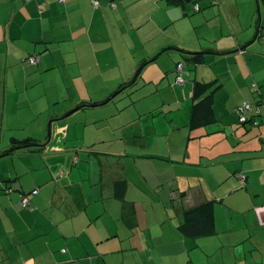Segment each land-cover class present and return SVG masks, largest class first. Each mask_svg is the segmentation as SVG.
<instances>
[{
    "label": "crops",
    "instance_id": "0c3cea01",
    "mask_svg": "<svg viewBox=\"0 0 264 264\" xmlns=\"http://www.w3.org/2000/svg\"><path fill=\"white\" fill-rule=\"evenodd\" d=\"M94 1L0 0V154L17 141L45 144L0 158V264H264V0H194L200 12L168 0ZM137 38L142 58L131 67L158 61L160 87L175 94L159 103L173 121L165 132L132 133L136 116L113 100L90 106L124 77L102 98L78 92L79 77L88 89L99 79L104 51L130 64ZM192 53L203 62L189 63ZM35 54L36 65L24 62ZM196 83L210 86L195 97ZM209 94L212 117L190 127L193 104ZM244 101L263 102L260 126L239 124ZM69 112L66 134L53 124L46 143L49 121ZM202 203L214 234L192 239L180 226Z\"/></svg>",
    "mask_w": 264,
    "mask_h": 264
},
{
    "label": "rangeland",
    "instance_id": "374dc122",
    "mask_svg": "<svg viewBox=\"0 0 264 264\" xmlns=\"http://www.w3.org/2000/svg\"><path fill=\"white\" fill-rule=\"evenodd\" d=\"M99 2L100 1H98V3ZM111 5H113L112 7H115L114 4ZM259 8H260V3H259ZM260 17H261V12H260ZM99 31L105 34L104 36L103 35L101 36V41H100L101 49H103V47L105 48L109 45L108 34L105 33L106 27L103 25H100ZM102 38H104V40H102ZM139 44L141 47L139 46ZM129 45L131 47V52H129L130 60H128L130 61L129 62L130 64L125 63L126 60L125 57L113 58L111 52H108V50L104 51V53H101L100 55L101 74L99 76V79L95 80L88 89L87 82H85V80H81V78L79 77L78 92L81 94L83 98H87V99L102 98L103 96L111 92L112 90L111 88L118 86V83L121 82L122 78L124 77L125 82L128 83H122V84H125L124 86H126V88L125 90H123V92H121L119 95L115 97L113 102L110 103L111 109L116 110V107H119L122 104L121 105L123 110L122 113H124L125 117L131 116V118L134 119L135 118L134 116H136L137 120L133 121L132 133L140 131L141 126L144 127V130L154 127L153 130L156 129L157 133L165 132L166 127L170 129V125L173 121L171 120L172 117L167 118L168 116L167 113L169 109H161L162 106H159V103H161L164 100L167 101V104H169V102L172 101L174 102L175 94L172 92L171 88L166 89L160 87L163 82L167 81L166 80L167 77H165L164 80L160 82L162 76L160 75L161 68L158 64V61H155L149 65L146 64L145 66H142L141 63L138 67L136 66L131 67V62H134V54L138 53L136 60L142 58L140 57L141 55H139V53H141L139 51H141L143 47H142V43L139 42V38H137L136 43L130 41ZM138 49L140 50L136 51ZM118 62H120V64H117ZM118 65H121L122 68L119 69ZM75 66H73L74 69ZM150 66L153 67L149 68ZM140 68H141L140 75L137 77L135 83L132 84V81L136 76L138 69ZM57 71H58L57 77L62 75L63 78L65 77L69 79L68 83L72 81L70 79L71 78L70 72H67L65 74L59 73V68L57 69ZM85 76H86V72H85ZM116 92L117 91H114L111 94H115ZM80 113L82 112L80 111L74 112L71 117H74L75 115L77 117L78 115H80ZM69 118L60 120L57 123H52V125L58 123L59 125H64V129L62 130V132L65 135L66 132L68 131L67 123L69 121ZM75 122L76 120L73 118L72 119L73 125L71 132H74L76 129ZM88 123H89L88 125L93 128H95L96 124H98V123H94L93 119H89ZM105 124H107L108 127H110L109 122H106ZM99 125H101V123H99ZM99 125L97 127H99ZM51 138H52V128H51ZM158 139L160 141H164V137H160Z\"/></svg>",
    "mask_w": 264,
    "mask_h": 264
},
{
    "label": "trees",
    "instance_id": "16d2710c",
    "mask_svg": "<svg viewBox=\"0 0 264 264\" xmlns=\"http://www.w3.org/2000/svg\"><path fill=\"white\" fill-rule=\"evenodd\" d=\"M170 4L172 5H184L186 3H195V7L194 10L195 12H200L201 11V6L199 5V3L197 1L194 0H168ZM218 3L217 0H214V4ZM36 56L38 58V55H31L29 56L24 62H26L28 65H36L30 63V58ZM189 56L191 57H187V60L189 61V63H193V64H199L201 62H203V53H192L189 54ZM148 62L143 63L142 66H145ZM178 64H182L183 65V69L185 68V62H180ZM178 66V65H177ZM140 69H138L136 76L134 77L132 84L135 83L137 77L140 75ZM178 72V71H177ZM209 84H202V83H196L195 87H194V93H195V97L197 96H201L205 90H207V88H209ZM254 88L256 87V85H252ZM126 86H121L118 90H116L117 92L115 94H111L109 95L108 98H106L104 101L100 102V103H93L90 106H98V105H103L106 104L112 100L115 99V97L117 95H119L121 92H123V90H125ZM213 95L209 94L205 97H203L202 99L198 100L197 102H195L192 106L191 109V122H190V127H197L198 125L205 123L207 121L210 120V118L213 115ZM248 102V101H244L243 103ZM264 102V101H263ZM262 103H259L256 107H254L251 103H249L251 105V110L249 112H247L246 116H247V123L243 124L240 123L241 125H246V124H250L252 127H258L261 125V122H259L256 118L261 116V111L260 108L258 107L259 105L261 106ZM243 103L241 105H243ZM241 105H239L238 107H240ZM89 105H80L78 107H76L75 109H83L85 107H88ZM235 109V114L238 117V121H239V116L236 112L237 108ZM73 111V110H72ZM71 111V112H72ZM71 112H69L68 114H70ZM250 113H253V115H250V117L248 116ZM67 114L64 116L66 118ZM257 122L258 125L254 126L253 123ZM36 144L34 142H30V141H26V142H15L12 146V149L18 150V149H28L31 152H37L40 151L42 148L41 146H35ZM243 184H245V179L244 182H242ZM116 186V195L118 197H123L125 191H126V186L127 183L125 181H120L117 182L115 184ZM35 191V190H34ZM33 194V192H32ZM23 206V205H22ZM209 207L208 204L206 203H202L200 205L194 206L193 208H190L188 210L185 211V222L180 226V230L181 232L192 239H197L203 236H209L214 234V228L210 222L209 216L206 215V209ZM206 211V212H205Z\"/></svg>",
    "mask_w": 264,
    "mask_h": 264
},
{
    "label": "built area",
    "instance_id": "2783aa9c",
    "mask_svg": "<svg viewBox=\"0 0 264 264\" xmlns=\"http://www.w3.org/2000/svg\"><path fill=\"white\" fill-rule=\"evenodd\" d=\"M93 5L95 7H98V5H99L98 1H94ZM29 61H30V63L35 64V63L38 62V58L36 56H33V57L30 58ZM177 71H178V75H177L176 83L178 85H183L184 78H183V65L182 64H178ZM250 110H251V105L248 102L243 103V105H241L240 107L237 108L236 112H237V114L239 116V122L240 123H243V124L247 123L246 114ZM253 125L257 126L258 123L254 122ZM239 177L242 179V182H244L243 176L239 175ZM37 193H38V190L33 191V194H37ZM22 205H23L24 208L29 207V201L27 199H24Z\"/></svg>",
    "mask_w": 264,
    "mask_h": 264
},
{
    "label": "water",
    "instance_id": "95a60500",
    "mask_svg": "<svg viewBox=\"0 0 264 264\" xmlns=\"http://www.w3.org/2000/svg\"><path fill=\"white\" fill-rule=\"evenodd\" d=\"M76 111V109H74L72 112H75ZM69 114H67V116H68ZM64 118V116L62 117V118H60V119H63ZM56 120H58V119H55V120H52L50 123H49V131H48V137H47V142L46 143H48L49 141H50V139H51V125H52V123L54 122V121H56ZM45 144H43V145H41V144H36L35 146H44ZM14 151V149H10L9 151H7L6 153H3V154H0V158L1 157H3V156H6V155H9V154H11L12 152Z\"/></svg>",
    "mask_w": 264,
    "mask_h": 264
}]
</instances>
